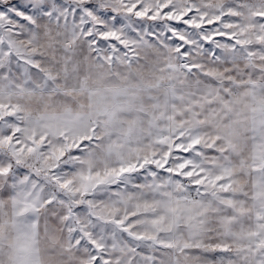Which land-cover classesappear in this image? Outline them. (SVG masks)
Masks as SVG:
<instances>
[{
	"label": "snow or ice",
	"instance_id": "snow-or-ice-1",
	"mask_svg": "<svg viewBox=\"0 0 264 264\" xmlns=\"http://www.w3.org/2000/svg\"><path fill=\"white\" fill-rule=\"evenodd\" d=\"M0 264H264V0H0Z\"/></svg>",
	"mask_w": 264,
	"mask_h": 264
}]
</instances>
